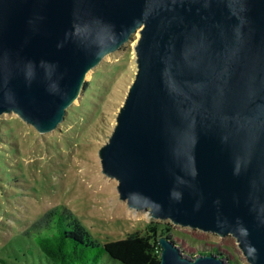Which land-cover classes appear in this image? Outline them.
I'll return each instance as SVG.
<instances>
[{
    "label": "water",
    "instance_id": "obj_1",
    "mask_svg": "<svg viewBox=\"0 0 264 264\" xmlns=\"http://www.w3.org/2000/svg\"><path fill=\"white\" fill-rule=\"evenodd\" d=\"M138 32L103 173L131 209L232 235L264 264V0H0V116L54 131ZM159 244L160 264H225Z\"/></svg>",
    "mask_w": 264,
    "mask_h": 264
},
{
    "label": "rangeland",
    "instance_id": "obj_2",
    "mask_svg": "<svg viewBox=\"0 0 264 264\" xmlns=\"http://www.w3.org/2000/svg\"><path fill=\"white\" fill-rule=\"evenodd\" d=\"M141 35L111 53L91 70L85 91L65 119L46 134L15 113L0 116V264H49L25 235L55 206H65L101 243L129 234L150 236L167 223L189 259L215 255L225 264H249L237 240L228 235L176 226L131 209L120 199L118 181L102 170L99 152L112 137L117 115L136 79V45ZM101 264H120L105 256Z\"/></svg>",
    "mask_w": 264,
    "mask_h": 264
},
{
    "label": "trees",
    "instance_id": "obj_3",
    "mask_svg": "<svg viewBox=\"0 0 264 264\" xmlns=\"http://www.w3.org/2000/svg\"><path fill=\"white\" fill-rule=\"evenodd\" d=\"M172 224L167 223L159 233L129 234L121 240L98 241L84 224L65 206H55L43 214L25 235L33 241L49 264H101L104 257L120 264H160V239L173 238Z\"/></svg>",
    "mask_w": 264,
    "mask_h": 264
},
{
    "label": "bare ground",
    "instance_id": "obj_4",
    "mask_svg": "<svg viewBox=\"0 0 264 264\" xmlns=\"http://www.w3.org/2000/svg\"><path fill=\"white\" fill-rule=\"evenodd\" d=\"M137 34H138V36H139L140 33L138 32Z\"/></svg>",
    "mask_w": 264,
    "mask_h": 264
}]
</instances>
